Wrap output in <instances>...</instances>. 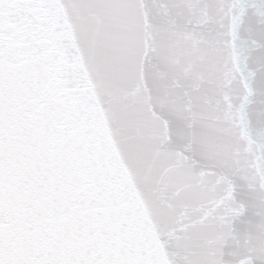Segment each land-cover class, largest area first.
I'll use <instances>...</instances> for the list:
<instances>
[{
	"label": "snow or ice",
	"instance_id": "obj_1",
	"mask_svg": "<svg viewBox=\"0 0 264 264\" xmlns=\"http://www.w3.org/2000/svg\"><path fill=\"white\" fill-rule=\"evenodd\" d=\"M0 264H264V0H0Z\"/></svg>",
	"mask_w": 264,
	"mask_h": 264
}]
</instances>
